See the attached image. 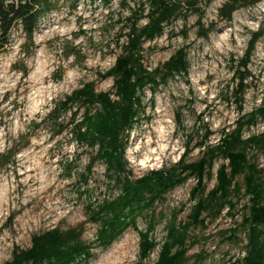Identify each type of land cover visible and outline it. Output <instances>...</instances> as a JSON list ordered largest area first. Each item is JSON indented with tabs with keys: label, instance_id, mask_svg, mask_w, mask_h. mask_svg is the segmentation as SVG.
<instances>
[{
	"label": "rangeland",
	"instance_id": "374dc122",
	"mask_svg": "<svg viewBox=\"0 0 264 264\" xmlns=\"http://www.w3.org/2000/svg\"><path fill=\"white\" fill-rule=\"evenodd\" d=\"M52 1L55 9L41 19L32 42L15 28L0 53V154L18 150L0 170V264L12 260L16 247L29 248L34 234L53 228L67 230L85 224L84 239L93 241L97 227L87 223V207L117 195L103 163H96L88 173L94 151L77 145L68 131L53 135L54 124L42 121L56 102L83 83L95 81L99 91L112 89L113 80L100 82V74L112 68L121 54L126 39L120 35L126 32L127 18L140 0H111L109 5L103 0ZM225 1L211 0L206 9L203 22L218 23L208 39L198 37L193 17L188 22V39L171 35L183 29L178 21L163 37L145 45L144 62L149 69L160 67L185 47L190 70L186 77L175 76L155 95L146 90L145 115L131 133L126 152L134 177L178 162L188 144L193 149L189 159H197L201 150L197 145L206 128L213 132L209 142L216 144L223 130L232 129L264 100V36L248 66L242 110L232 95L239 61L252 34L264 29V0L239 10L231 22L220 23L218 9ZM69 119L70 114L64 117L65 122ZM262 132L264 120L246 136ZM221 163L217 162L214 174ZM258 163L264 168V157ZM195 184L189 180L157 204L156 214L163 218L153 235L160 246L148 264L157 260L171 216L185 208L178 220L187 219ZM215 184L214 177L208 188ZM246 202H239L235 220L226 210L218 220H208L207 227L191 231V240L197 242L188 253L191 263L206 255L200 264H231L245 255L244 243L226 240L241 221ZM138 227L145 230L147 219L140 218ZM239 236L245 239V234ZM93 252L87 264H139L140 238L130 229L109 248Z\"/></svg>",
	"mask_w": 264,
	"mask_h": 264
},
{
	"label": "trees",
	"instance_id": "16d2710c",
	"mask_svg": "<svg viewBox=\"0 0 264 264\" xmlns=\"http://www.w3.org/2000/svg\"><path fill=\"white\" fill-rule=\"evenodd\" d=\"M103 1L106 5L111 3V0ZM262 1L226 0L218 9L219 22L229 23L236 12ZM210 4L211 0H140L127 18L126 32L120 35V39H126L121 54L112 68L100 74V82L113 80L112 89L99 91L97 82H86L54 104L42 122L54 124L53 135L68 131L77 145L94 151L88 173L96 163H103L117 195L87 207V223L97 227L93 241L84 239L85 224L67 230L53 228L34 234L29 248L16 247L12 260L5 264H87L95 249L109 248L130 229L140 238L139 264H148L160 246L153 234L163 216L156 214V206L189 180L196 182L190 198L194 204L185 221L178 220L185 208L167 221L166 236L153 264L202 263L206 255L198 256L194 263L188 256L197 244L191 240V231L207 227L208 220H218L226 210L235 220L243 199L247 202L241 209V221L226 241L244 243L245 255L231 264H264V168L258 163L264 157V132L246 136L251 127L264 120V100L258 108L238 119L232 129L223 130L216 144L209 142L213 132L206 128L197 145L201 150L195 160L189 159L193 149L188 144L178 162L134 177L126 158L130 135L145 115L146 90L155 95L175 76L186 77L190 70L185 47L160 67L149 69L144 62L145 45L163 37L178 21L183 23V29L171 35L188 39V22L193 17L197 18L198 37L208 39L218 27V23L203 22ZM54 9L52 0H0V53L9 44L15 28H20L31 43L41 19ZM263 36L264 29L252 34L246 54L239 61L232 95L240 110L248 87V66ZM69 114L70 119L65 122L64 117ZM17 151L11 149L0 154V170L11 163ZM219 160L223 163L214 174ZM214 177L216 184L209 189L208 183ZM140 218L147 219L145 230L138 227ZM241 233L245 234L244 240L239 236Z\"/></svg>",
	"mask_w": 264,
	"mask_h": 264
},
{
	"label": "bare ground",
	"instance_id": "6f19581e",
	"mask_svg": "<svg viewBox=\"0 0 264 264\" xmlns=\"http://www.w3.org/2000/svg\"><path fill=\"white\" fill-rule=\"evenodd\" d=\"M160 150H161V147H160ZM149 154H151V153L149 152Z\"/></svg>",
	"mask_w": 264,
	"mask_h": 264
}]
</instances>
